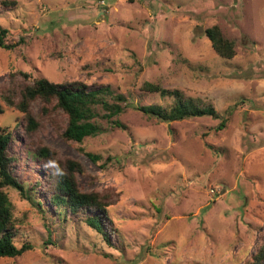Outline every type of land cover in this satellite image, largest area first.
I'll return each instance as SVG.
<instances>
[{"label":"rangeland","instance_id":"374dc122","mask_svg":"<svg viewBox=\"0 0 264 264\" xmlns=\"http://www.w3.org/2000/svg\"><path fill=\"white\" fill-rule=\"evenodd\" d=\"M0 25V126L15 175L38 180V206L6 189L32 248L0 264H246L264 244V0H13ZM218 25L235 54L219 57L204 30ZM22 72L27 73L24 77ZM11 74L19 82L45 77L108 84L130 103L101 133L65 139L67 117L41 100L30 103L38 127L26 132L19 110L1 97ZM144 81L179 89L227 117L160 121L135 104L170 98L140 89ZM16 101L19 96H14ZM74 160L82 191L108 195L115 247L77 218H58L47 201L53 158ZM86 152L101 155L94 162ZM109 157V159H108ZM117 239H119L117 241ZM117 247V248H116Z\"/></svg>","mask_w":264,"mask_h":264},{"label":"trees","instance_id":"16d2710c","mask_svg":"<svg viewBox=\"0 0 264 264\" xmlns=\"http://www.w3.org/2000/svg\"><path fill=\"white\" fill-rule=\"evenodd\" d=\"M2 3L5 7L16 4L13 0H5ZM8 32L7 28L0 25V48L12 49L18 45L19 41L6 40ZM204 33L219 57L230 59L234 56V41L228 39L218 25L207 27ZM22 75L28 77L25 72H22ZM140 89L171 99L166 105L157 103L132 105L147 117L170 122L210 116L219 119L216 126L218 130L225 127L227 117L223 113L218 112L211 104H204L196 98L185 96L179 89L166 88L160 83L151 81H144ZM17 95L19 99L15 101L13 97ZM1 97L9 107L22 113L26 121L24 129L27 133L38 127V121L30 111V103L33 100H41L44 104L43 108L51 105L61 109L67 117L62 136L79 143L88 136L101 133L103 120L111 127L125 129L126 125L119 120L118 115L130 104L123 93L108 84H88L78 80L58 83L45 77L32 79L29 83H21L12 74L7 93L2 94ZM3 111L4 106L0 102V113ZM11 139V131L7 127L0 126V258L17 257L32 248L31 243L19 239L20 228L13 216L12 202L6 189L13 188L23 199L36 206L39 205L32 194L37 193L36 188L40 182L36 180L27 185L15 175L13 165L15 159L8 151ZM34 154L42 159L53 158L55 162V169L47 174L49 180L47 201L52 205L58 218H62L63 221L77 218L99 233L108 245L115 247L117 244L112 242V238L118 230L111 226L112 221L107 212V207L113 203V200L97 191L87 192L79 189L74 176V172H80L82 169L79 162L67 160L62 168L59 160L49 157L52 156V152L47 147L37 149ZM86 154L94 162L101 159L99 154L92 152ZM246 264H264V244L258 247L252 255V260Z\"/></svg>","mask_w":264,"mask_h":264}]
</instances>
